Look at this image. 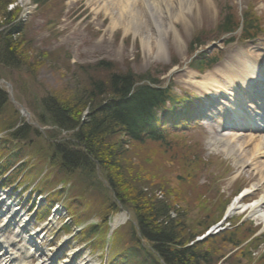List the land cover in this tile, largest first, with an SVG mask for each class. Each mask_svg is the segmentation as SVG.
I'll use <instances>...</instances> for the list:
<instances>
[{
  "label": "rangeland",
  "instance_id": "rangeland-1",
  "mask_svg": "<svg viewBox=\"0 0 264 264\" xmlns=\"http://www.w3.org/2000/svg\"><path fill=\"white\" fill-rule=\"evenodd\" d=\"M161 1L170 10V15L163 16L164 21L159 24L164 32L163 51H157L155 44L152 43L156 36L152 19L156 17L151 15L153 14L151 8L150 12L143 11L142 16L135 17L134 26L128 27L120 22L112 26V16L117 11L114 4H111L114 0L111 3L110 0H46L39 7H33L23 23L32 48L29 55L42 54L45 55L44 59H36L39 65L28 69L6 67L0 63V77L11 84L16 101L15 104L7 100L0 108V138L5 150L18 149L22 159L30 167L26 173H19L17 180L21 179L20 184L26 186L28 191L42 189L46 190V193L54 192L64 181L71 182L72 187L66 191L63 198L64 208L71 212L72 222L78 225L93 219L97 224L96 233L89 241L84 239L88 227L75 238L72 236L67 240L65 249L79 248V259L92 258L98 263L104 260L107 254L114 255L129 246L130 220L114 231L109 247L105 250L104 240L107 231L105 219L108 215L115 214H113L115 205L110 191L100 179L104 173L103 168L101 171L97 166L95 171H92L88 168L80 170L62 166L52 150V140L56 138L59 143L71 149L79 148L80 145L68 139L69 135L55 126L47 122L41 125L39 118L49 119V114L40 104L42 98L49 95L57 96L59 92L66 93V87L74 85L75 78L71 72L74 70L76 72V64H94L99 60L112 61L116 70H131L141 75L147 72L156 75L157 71H164L166 66L167 68L170 66L167 73L158 75L164 85L170 81L179 87L187 86L195 92L198 90L203 95L200 89H196L192 82L188 83L186 80L188 74H192L200 82L209 77V73L206 75L194 73L190 69L193 55L190 42L197 37L199 41H207L208 45L215 43L217 47L224 48L239 42L237 37L240 32L220 33L218 36L216 23L221 22L226 13L240 17L245 13L249 0H208L207 11L200 7L204 5V0H192L190 8L185 7L183 10L185 15L177 19L171 15L176 12V2ZM257 1V9L264 14V0ZM104 3H110L109 11L103 8ZM134 10L138 8L135 7ZM140 21L141 26H137V22ZM148 36L151 41L149 51L144 47V40ZM242 37L241 35L240 38ZM220 38H224L223 41ZM230 38H233L232 43L226 44L224 41ZM203 51L210 57L215 49L209 47ZM93 74L104 81L107 80L105 72ZM210 76H213L212 73ZM0 87L5 90L3 86ZM18 104L29 113L28 123L27 117L19 112ZM166 122L170 123L167 118L164 120V123ZM23 125L28 130L24 132L26 135L10 137L9 133L13 126ZM37 126L44 129L33 133V128ZM5 140L8 143H5ZM209 140V137H196L193 139L196 145L180 136H171L165 143L147 141L139 146V149L133 150L135 155L130 154L133 156L127 161L134 165L128 169L129 171L143 173L142 182L147 183L150 188L156 187V190H160L157 193L174 205L175 210L172 209L171 216H179L178 223L184 222L177 229L183 237L199 231L203 233L214 225L240 189L259 186L245 201L246 204L264 194V184L259 175L263 163L260 161L264 156L251 161L250 153L253 146L251 147L249 143L240 147L239 142L235 145L236 153L229 155L218 145L210 146ZM203 145L205 148L201 147ZM238 155L241 157L239 162H236ZM253 163L255 165H252ZM241 169L244 170L236 181H231L230 174L221 184H216L215 180L227 175L230 170ZM261 174L264 175V172ZM95 178L99 180L96 181ZM26 194L28 192H25ZM261 208L264 210V205ZM242 214L236 213L232 217L230 225H226L224 232L220 233L221 236L208 238L198 246L201 252L208 253L211 264H264V231H257L259 227H264V222L261 225L260 219L253 216L254 221L247 219L240 221ZM49 227L51 228L47 232L49 243L55 245L65 233L61 230L55 234L52 225L49 224ZM71 229L72 232L74 229L73 227ZM53 237H56L55 240ZM65 238H68V235ZM254 244H257L256 247H252ZM144 245L147 246V243Z\"/></svg>",
  "mask_w": 264,
  "mask_h": 264
},
{
  "label": "trees",
  "instance_id": "trees-1",
  "mask_svg": "<svg viewBox=\"0 0 264 264\" xmlns=\"http://www.w3.org/2000/svg\"><path fill=\"white\" fill-rule=\"evenodd\" d=\"M13 1L0 0V22L7 23L15 16L17 9H6L7 4ZM33 1L39 5L46 2ZM24 29L22 24H13L0 31V63L4 66L28 69L39 65L36 59H44L42 54L29 55L32 48L23 34ZM198 63L195 65L199 66ZM99 71L107 74L106 81L95 77L93 73ZM76 72H71L75 78L74 85L66 87V93L59 92L58 97L51 95V99L41 100V106L53 123L65 129L78 127L73 134L82 149L54 147L62 164L72 169L88 168L92 171L95 166L103 168L107 185L115 198L124 207L132 209L140 235L150 242L167 264H210L208 253L198 249L200 243L176 248L198 233L183 237L177 229L184 222L178 223L179 216L170 215L174 205L157 193L160 190L156 187L150 188L142 182L143 173L128 170L134 166L127 162L135 155L133 150L147 141L164 142L155 128V120L157 109L171 98L168 89L155 88L147 83L133 86L142 76L130 70H116L115 65L107 60L92 66H78ZM148 80L156 83L153 78ZM5 102L7 97L0 90V108ZM21 129L10 135L17 137ZM131 236L136 237L132 226Z\"/></svg>",
  "mask_w": 264,
  "mask_h": 264
},
{
  "label": "bare ground",
  "instance_id": "bare-ground-1",
  "mask_svg": "<svg viewBox=\"0 0 264 264\" xmlns=\"http://www.w3.org/2000/svg\"><path fill=\"white\" fill-rule=\"evenodd\" d=\"M112 0H110V3H111ZM167 1H172V3H175V6H176V12L175 14H171L173 16V18H179L181 16H184L185 15V12H183L184 8L186 7L187 9L190 8L191 4H192V0H167ZM107 2V1H106ZM208 0H204V5L202 4V7L203 10H206L209 8L208 6ZM110 3H104L103 5V8L105 10H108L109 11V7L111 6ZM111 4H114V6L117 8V11H116V14L114 16H112V20H111V24L112 26H115L117 23H125L126 26L130 27L131 25L134 26L135 25V17H140L142 16V12L145 11V12H150V8L153 10V14H151L152 16H155L156 19H158V21H156V19H152L153 20V26H155V29H156V36L153 38L152 40V43L155 44V47L157 49V51L159 50H164V47H163V43H164V40H163V30H161V27H160V23L161 21H164L162 19L163 16L167 17L169 16L170 14V10H169V7L168 6H164L163 2L161 0H114V3H111ZM138 8V10H134V8ZM147 15V13H146ZM148 16V15H147ZM161 17V19H160ZM138 20V19H137ZM133 21H134V24H133ZM168 23L171 24V22L168 20ZM141 26V21L140 22H137V26ZM150 37L148 36V38L146 40H144V47L145 49H148V51L151 49L149 48L150 47ZM233 71V69H232ZM233 73V72H232ZM235 77H236V80H237V83L241 84L242 87H244L246 85V81H247V78H246V75L244 73H239V72H236L235 74ZM234 78V76H233ZM193 81V80H192ZM196 82V81H195ZM227 95L230 94V101H229V104L228 106L232 108V106H235V102H234V97H232V93H227ZM234 110H236V108H232ZM253 140L254 144L251 146L252 147V151L250 153L251 155V159H256L258 157L262 158L264 156V137H261V136H256L255 138L252 137V138H247V137H233L232 135L231 136H224V137H220V138H217L216 140V143H220V145H222V147L225 149V151L232 155V154H235V146L233 143H235L236 141H241V146L243 144H246L248 142H250V140ZM240 157V156H239ZM239 157L236 158V162H239ZM263 162V163H262ZM260 163H262V169H260V172L262 173V171L264 172V159L262 161H260ZM255 165V164H254ZM259 172V171H258ZM261 173H259L260 175V179H262V175ZM250 188V187H248ZM264 200V195H262L260 198H258L253 204L249 205L248 207L251 208V211L252 213L251 214H254V216L256 217H259L260 219H263L264 220V214L259 211V207H260V203L261 201ZM260 202V203H259ZM264 202V201H263ZM239 201H235L231 203V205L229 206V208H233L235 209L236 207H238ZM241 207V209H243L244 207H246V205H241L239 206ZM11 210L14 212L13 213V216H12V219H16V218H21V223H24L27 221V217H23L22 215H20L21 213H19L18 211H16L15 208H11ZM250 211V212H251ZM126 220V214L123 213V212H120L118 215H115L114 218L111 220V228L114 229L117 227V225H119L120 223L124 222ZM34 233H36L35 231H32L30 232V240H33L34 239ZM16 234V233H15ZM19 236V234H16ZM62 243V242H61ZM60 244H57L55 246V252H57L58 250V247H59ZM21 248L25 247L26 244H22L20 245ZM20 248V247H19ZM56 254V253H55ZM54 252H51L49 254V256H38L37 258V264H55L53 262V258L55 256ZM72 252L69 254V256H71ZM73 257V256H72ZM72 257H70V259L67 261V259H65V263H62V264H93V261L92 260H84V259H80V260H77L75 261L74 259H72ZM68 258V257H67ZM1 260L5 261L6 258H1ZM15 264V263H13ZM61 264V263H59Z\"/></svg>",
  "mask_w": 264,
  "mask_h": 264
},
{
  "label": "water",
  "instance_id": "water-1",
  "mask_svg": "<svg viewBox=\"0 0 264 264\" xmlns=\"http://www.w3.org/2000/svg\"><path fill=\"white\" fill-rule=\"evenodd\" d=\"M7 87H9L10 85L8 83H5Z\"/></svg>",
  "mask_w": 264,
  "mask_h": 264
}]
</instances>
